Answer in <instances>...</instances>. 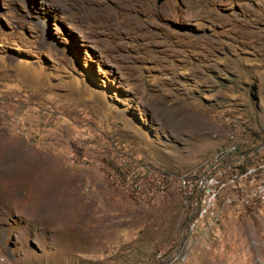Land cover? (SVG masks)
I'll return each instance as SVG.
<instances>
[{
  "label": "rangeland",
  "instance_id": "1",
  "mask_svg": "<svg viewBox=\"0 0 264 264\" xmlns=\"http://www.w3.org/2000/svg\"><path fill=\"white\" fill-rule=\"evenodd\" d=\"M1 145L0 264H264V203L189 235L177 185L264 160V0H0Z\"/></svg>",
  "mask_w": 264,
  "mask_h": 264
},
{
  "label": "built area",
  "instance_id": "2",
  "mask_svg": "<svg viewBox=\"0 0 264 264\" xmlns=\"http://www.w3.org/2000/svg\"><path fill=\"white\" fill-rule=\"evenodd\" d=\"M239 128L246 130L240 124ZM236 153L235 146L229 147L179 175L177 185L182 204L193 205L189 235L205 221L217 222L221 218L220 207L242 208L250 203H264V160L244 167L234 156ZM159 188L163 190V186Z\"/></svg>",
  "mask_w": 264,
  "mask_h": 264
},
{
  "label": "bare ground",
  "instance_id": "3",
  "mask_svg": "<svg viewBox=\"0 0 264 264\" xmlns=\"http://www.w3.org/2000/svg\"><path fill=\"white\" fill-rule=\"evenodd\" d=\"M2 143V142H1ZM12 146V145H11ZM10 146V147H11ZM6 146H0V153H1V156H0V160L1 159H5V158H7V154H8V152H7V150L9 151V148H5ZM16 148V147H15ZM10 153V152H9ZM2 161V160H1ZM0 161V162H1ZM17 171V170H16ZM19 172V171H18Z\"/></svg>",
  "mask_w": 264,
  "mask_h": 264
}]
</instances>
